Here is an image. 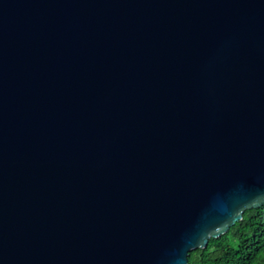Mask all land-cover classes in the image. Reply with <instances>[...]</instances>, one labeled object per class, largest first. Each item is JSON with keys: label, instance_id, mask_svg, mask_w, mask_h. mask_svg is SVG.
I'll list each match as a JSON object with an SVG mask.
<instances>
[{"label": "water", "instance_id": "obj_1", "mask_svg": "<svg viewBox=\"0 0 264 264\" xmlns=\"http://www.w3.org/2000/svg\"><path fill=\"white\" fill-rule=\"evenodd\" d=\"M264 205V0H0V264H188Z\"/></svg>", "mask_w": 264, "mask_h": 264}, {"label": "trees", "instance_id": "obj_2", "mask_svg": "<svg viewBox=\"0 0 264 264\" xmlns=\"http://www.w3.org/2000/svg\"><path fill=\"white\" fill-rule=\"evenodd\" d=\"M188 264H264V205L248 210L228 233L189 254Z\"/></svg>", "mask_w": 264, "mask_h": 264}]
</instances>
